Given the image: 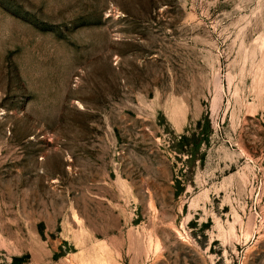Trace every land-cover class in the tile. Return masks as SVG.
<instances>
[{"label":"rangeland","instance_id":"obj_1","mask_svg":"<svg viewBox=\"0 0 264 264\" xmlns=\"http://www.w3.org/2000/svg\"><path fill=\"white\" fill-rule=\"evenodd\" d=\"M0 264H264V0H0Z\"/></svg>","mask_w":264,"mask_h":264}]
</instances>
